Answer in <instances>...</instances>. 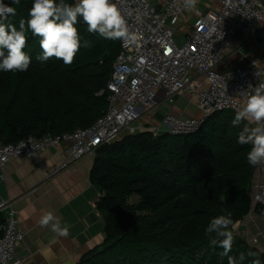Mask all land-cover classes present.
Listing matches in <instances>:
<instances>
[{
  "label": "trees",
  "instance_id": "trees-1",
  "mask_svg": "<svg viewBox=\"0 0 264 264\" xmlns=\"http://www.w3.org/2000/svg\"><path fill=\"white\" fill-rule=\"evenodd\" d=\"M33 2L12 5L4 0L16 8L10 22L17 29L21 19L29 18ZM75 26L81 47L71 65L55 58L37 60L42 54L40 38L28 31L24 49L31 57L28 70L0 71L2 144L88 128L106 112L107 83L120 40L89 33L82 18ZM235 115L215 112L188 134L164 131L155 136L142 131L100 146L90 180L101 191L97 208L104 220V241L76 264H229L228 256L220 255L223 249L209 243L221 238L205 231L213 218L228 212L233 220L228 230L234 237L228 255L236 264L257 259L264 264V252L233 229L252 209L257 167L247 162L251 145L237 142L246 122L233 126ZM221 194L225 202L220 201ZM3 222L0 214V225ZM242 252L244 261L239 260Z\"/></svg>",
  "mask_w": 264,
  "mask_h": 264
},
{
  "label": "built area",
  "instance_id": "built-area-1",
  "mask_svg": "<svg viewBox=\"0 0 264 264\" xmlns=\"http://www.w3.org/2000/svg\"><path fill=\"white\" fill-rule=\"evenodd\" d=\"M113 2L121 8L135 39H119L120 51L107 83L110 95L106 112L88 128L42 138L31 135L14 144L0 142L2 172L11 159L37 160L48 148L63 146L64 167L95 154L100 146L123 134L194 132L215 112L236 113L247 99L240 93L251 92L249 84L255 87L264 83V56L243 67L220 68L235 34L241 31L248 35L264 24V0H198L195 10L184 9L178 0ZM175 96L193 100L200 116L183 118L165 112L159 122H145H151L161 104L173 102ZM254 188V210L264 217V165L256 167ZM3 211L0 264H22L24 258L18 251L24 232L14 203L1 199Z\"/></svg>",
  "mask_w": 264,
  "mask_h": 264
},
{
  "label": "crops",
  "instance_id": "crops-1",
  "mask_svg": "<svg viewBox=\"0 0 264 264\" xmlns=\"http://www.w3.org/2000/svg\"><path fill=\"white\" fill-rule=\"evenodd\" d=\"M263 56L264 24L248 35L238 31L220 68L243 67ZM176 97L171 103L163 102L153 120L145 122L157 123L165 112L183 118L200 116L193 100ZM178 100L181 105H176ZM62 150L63 146L48 148L40 153L37 160L13 158L3 172L0 170V200L14 203L24 232L18 251L24 258L22 264H76L104 241V220L97 208L101 191L90 180L95 154L62 167ZM255 191L256 188L253 193ZM254 209L253 202L252 210L235 223L233 229L264 252V217ZM45 211L53 212L62 226L69 227L68 236H58L50 227L39 225V218ZM0 214L5 222L6 213Z\"/></svg>",
  "mask_w": 264,
  "mask_h": 264
},
{
  "label": "clouds",
  "instance_id": "clouds-1",
  "mask_svg": "<svg viewBox=\"0 0 264 264\" xmlns=\"http://www.w3.org/2000/svg\"><path fill=\"white\" fill-rule=\"evenodd\" d=\"M184 9L195 10L198 0H178ZM12 5H19L20 0H11ZM16 15V8L0 0V71L24 72L27 71L31 57L24 51L27 46L26 32L30 31L34 37H39V46L42 54L37 60L42 63L50 58L62 60L65 65H71L81 47V39L75 26L78 18H82L87 25L89 33H98L106 39H120L129 42L135 39L130 32L126 18L118 3L113 0H76L72 5L60 0H34L25 21H19V29L10 22V17ZM84 46H89L85 41ZM251 92H241L247 99L243 107L236 112L232 120L233 126H238L242 121H247L239 132L238 143L251 145L247 154V162L255 167L264 165V83L253 87L249 84ZM254 125V126H249ZM221 202L226 201V196H219ZM41 227H50L58 236H68L69 227L62 226L60 220L51 211L41 214L39 221ZM233 224L231 213L213 218L206 228V234L215 233L221 239H211V246L223 249L222 256H228L229 264H236V260L228 254L232 250L233 233L228 230ZM248 256H255L248 252ZM240 261L245 260V253H240ZM252 264H260L253 260Z\"/></svg>",
  "mask_w": 264,
  "mask_h": 264
},
{
  "label": "rangeland",
  "instance_id": "rangeland-1",
  "mask_svg": "<svg viewBox=\"0 0 264 264\" xmlns=\"http://www.w3.org/2000/svg\"><path fill=\"white\" fill-rule=\"evenodd\" d=\"M179 33H180V32H177L176 35L179 36ZM179 38H182V35H180ZM177 97H178V96H177ZM177 97H176V98H177ZM177 104H178V105H181L182 103H181V101L178 100V101H176V105H177ZM167 106H168V105H167ZM182 107H183V106H182ZM161 119H162V118H161ZM161 119H160V120H161Z\"/></svg>",
  "mask_w": 264,
  "mask_h": 264
}]
</instances>
